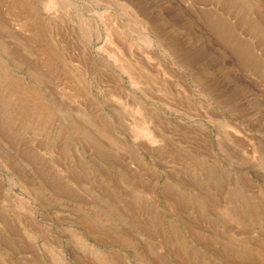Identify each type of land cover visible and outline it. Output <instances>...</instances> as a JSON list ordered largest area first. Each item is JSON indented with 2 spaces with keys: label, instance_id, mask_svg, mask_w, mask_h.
<instances>
[{
  "label": "rangeland",
  "instance_id": "374dc122",
  "mask_svg": "<svg viewBox=\"0 0 264 264\" xmlns=\"http://www.w3.org/2000/svg\"><path fill=\"white\" fill-rule=\"evenodd\" d=\"M0 264H264V0H0Z\"/></svg>",
  "mask_w": 264,
  "mask_h": 264
},
{
  "label": "bare ground",
  "instance_id": "6f19581e",
  "mask_svg": "<svg viewBox=\"0 0 264 264\" xmlns=\"http://www.w3.org/2000/svg\"><path fill=\"white\" fill-rule=\"evenodd\" d=\"M180 9L184 11V13L188 16V18L192 19V22L195 23V25L199 28H201V24L199 23V21H197V18L194 17V15L191 13V9L189 10V7L187 8L186 5H182L180 6ZM204 32V31H202ZM205 34V33H204ZM207 34V33H206ZM206 43L208 45V47L213 51V53H215L216 55L218 56H222L223 58L225 56H227V52L225 50H223L222 48H220L219 46L217 47L213 42H212V39L209 35H207L206 37ZM116 60L118 61H121V58L120 57H116ZM122 61H121V65H122ZM122 67H124L122 65ZM126 68V67H125ZM128 68V67H127ZM234 71L236 72V70L234 69ZM233 71V72H234ZM239 77V76H238ZM143 133H146L145 135L148 136L149 138H153V135H151L152 133L150 132H146V131H142Z\"/></svg>",
  "mask_w": 264,
  "mask_h": 264
}]
</instances>
